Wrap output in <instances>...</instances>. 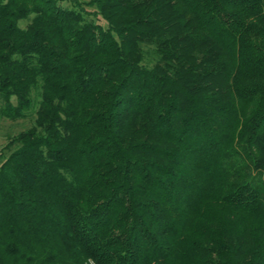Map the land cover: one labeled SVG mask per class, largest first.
Returning <instances> with one entry per match:
<instances>
[{"label": "trees", "instance_id": "obj_1", "mask_svg": "<svg viewBox=\"0 0 264 264\" xmlns=\"http://www.w3.org/2000/svg\"><path fill=\"white\" fill-rule=\"evenodd\" d=\"M0 119V264H264V0H0Z\"/></svg>", "mask_w": 264, "mask_h": 264}, {"label": "rangeland", "instance_id": "obj_2", "mask_svg": "<svg viewBox=\"0 0 264 264\" xmlns=\"http://www.w3.org/2000/svg\"><path fill=\"white\" fill-rule=\"evenodd\" d=\"M23 24V23H22ZM23 123H13L7 120L0 119V147L4 142L5 135L11 134L22 127Z\"/></svg>", "mask_w": 264, "mask_h": 264}]
</instances>
